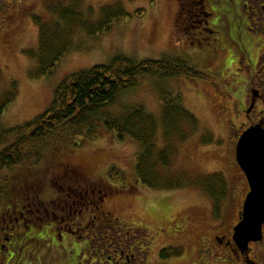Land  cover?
<instances>
[{
	"label": "rangeland",
	"instance_id": "374dc122",
	"mask_svg": "<svg viewBox=\"0 0 264 264\" xmlns=\"http://www.w3.org/2000/svg\"><path fill=\"white\" fill-rule=\"evenodd\" d=\"M207 1L210 6L211 1ZM193 2L192 5L187 2L185 10L193 12V9H198L200 1ZM179 3V0H6L0 3V103L13 99L1 118V126L5 130L21 127L48 110L56 88L73 74L107 65L119 56L134 61H157L164 57L179 59L189 62L211 79L205 82L182 78L166 82L145 81L138 88L122 94L115 104L100 111V114L118 117L125 108L140 106L150 113L158 121L153 140L156 146L154 160L158 161L160 152L165 153L168 160L167 167L156 168L159 175L156 182L164 187L163 183L172 181L180 185L178 189L151 190L137 182L134 169L139 155L144 151L141 144L129 139L120 142L113 132L107 131L99 122L94 140L77 138L76 145L74 142L52 145L42 153L37 165L26 164L5 172L0 180V183L5 181L0 188L3 193L0 210L5 211L10 202H24L25 206L30 205V209H34L32 204L49 207L46 203L55 196L51 182L66 172L64 167L70 164L79 165L85 176L92 177L91 182L96 184L102 183L98 181L100 179L105 183L110 180L107 171L111 168L121 173L124 180L114 178L113 183L124 184V192L112 189L114 197L111 193V199L109 196L103 210L111 214V220L118 219L122 224L140 226L128 227L127 230L139 238L144 249L145 244L152 242L148 252L150 262H159L157 252L161 248H169V251L173 250L179 255L187 252L189 256L188 260L173 264H193L192 260L197 258V247L203 246L198 242L204 230L203 224L205 227L215 224L214 217H220L218 224H231L234 221L236 210L227 204L233 198L235 202L236 196H227L225 191L216 204L207 194L204 182L225 181L224 178L213 173L200 177V174L215 172L218 168L225 170L231 165V124L234 114L226 83L229 82L227 75L230 71L222 74L223 68L219 62L214 63L206 58L215 45L211 42L209 45L212 47L205 42L199 44V35H194L198 31L193 29L199 24L196 23L194 27L189 25L199 18L186 17L188 30L185 32L181 26L178 28ZM105 6L120 9L130 18L115 21L109 31L97 33L94 37L78 30L72 38L71 51L56 65L52 74L32 78L39 68L38 63L28 58L26 53L37 49L38 28L32 18L37 17L43 23L50 24L55 20L57 9H72L84 17L80 24L88 22L90 26H95L100 18L99 11ZM229 45V42L225 43V46ZM231 55L232 48L229 46L223 58L231 60ZM251 55L254 57L255 51ZM161 93L178 95L192 120L166 127L162 120ZM167 130L170 131L166 134ZM224 172L230 176L231 171ZM231 178L227 177L229 184L233 183ZM91 182L85 185L89 186ZM169 212L172 214L170 221L161 216ZM38 217L32 219L36 224H40L38 219L46 216ZM29 221L26 220L27 223ZM180 225H191V229L186 230L185 234H177L180 228L176 226ZM206 230L208 238L209 230Z\"/></svg>",
	"mask_w": 264,
	"mask_h": 264
},
{
	"label": "flooded vegetation",
	"instance_id": "af4514ba",
	"mask_svg": "<svg viewBox=\"0 0 264 264\" xmlns=\"http://www.w3.org/2000/svg\"><path fill=\"white\" fill-rule=\"evenodd\" d=\"M5 1L0 0V3ZM210 1V6L207 0L199 2L198 8L202 7L203 11H193L202 17L198 22L202 27L194 35H199V44L205 42L212 47L211 42L215 45L206 58L219 62L222 74L230 71L226 83L234 117L231 165L225 170L218 168L215 172L200 174V177L212 175L210 173L221 175L227 196H236L235 202L233 198L227 206L236 212L231 224H218L220 217H214L215 224H207V227L203 224L204 230L198 238L203 246L197 247V258L192 261L193 264H264V220L258 233L250 234L251 239L246 243L240 246L234 238L236 228L243 221L244 202L259 187V182H249L244 168L249 175L264 178V158L249 157L248 162L257 165L244 168L237 159L239 141L246 134L251 144L250 153L258 148L264 151V0ZM193 12L189 11L188 17ZM226 42L232 48V59L228 61L223 58L229 49ZM252 51H255L254 57ZM64 170L66 172L51 182L57 200L54 201V196L48 201L49 207L32 204L34 209H30V205L25 206L24 202H10L5 211L0 210V264H173L188 260L187 252L179 255L169 248H161L156 254L159 262H150L148 252L152 242L145 244L144 249L139 238L127 230L140 226L111 220V214L103 210L109 196L110 199L112 194L114 197L112 189L123 193L124 184H114L113 178L107 183L101 179L98 180L101 184L93 183L92 177L87 178L79 165L67 164ZM224 171H231L230 176ZM226 176L232 177V184L228 183ZM88 181L91 184L86 186ZM217 188L220 190L221 186ZM170 213L161 216L170 221ZM42 215L46 217L38 219L40 224L32 221ZM176 227L180 228L176 230L177 234H185L191 229V225ZM206 229L209 230L208 238Z\"/></svg>",
	"mask_w": 264,
	"mask_h": 264
},
{
	"label": "trees",
	"instance_id": "16d2710c",
	"mask_svg": "<svg viewBox=\"0 0 264 264\" xmlns=\"http://www.w3.org/2000/svg\"><path fill=\"white\" fill-rule=\"evenodd\" d=\"M179 1L178 28L181 26L183 31H186L188 30V26L185 25L186 17L199 18L197 22L189 24L192 27L196 26L202 17L194 12L188 17L189 11L185 10V5L187 2H191L190 5L194 4V0ZM200 10L203 11L202 7L192 11ZM55 14V20L50 24L43 23L37 17L33 18V23L38 28L37 49L26 53L28 58L38 63L39 68L32 78L39 79L52 74L56 65L71 51L72 38L78 30H83L87 35L94 37L97 33L109 31L115 21L130 18L122 10L112 6L101 8L100 18L95 26H90L88 22L80 24L84 17L72 9H57ZM201 27L202 24H199L193 29L200 31ZM176 78L200 82L211 80L187 61L170 57L157 61H134L119 56L107 65L94 66L70 76L54 91L53 101L48 110L21 127L9 130L2 128V115L13 99L0 103V180L5 172L13 168L26 164L37 165L42 153L52 145L70 142L76 145L77 138L84 141L94 140L97 123L100 122L107 131L113 132L120 142L129 139L141 144L144 151L139 155L134 169L137 182L151 190L178 189L180 185L172 181L163 183L164 187L156 182L159 176L156 168L167 167L168 160L162 152L159 153L158 161L154 160L156 146L153 140L158 129V121L150 113L140 106H130L118 117L100 114L101 110L115 104L122 94L138 88L145 81L166 82ZM160 100L163 105L162 120L166 127L175 126L180 121L192 120V116L181 105L178 95L161 93ZM168 131L170 130H167L166 134ZM107 177L115 178L117 181L124 180L121 173L114 168L107 171ZM204 182L207 194L217 204L224 196L221 193H225L224 181ZM3 183L5 181L0 183V188ZM218 185L221 186L218 190L220 194L217 191ZM2 195L0 192V203L3 201Z\"/></svg>",
	"mask_w": 264,
	"mask_h": 264
},
{
	"label": "water",
	"instance_id": "95a60500",
	"mask_svg": "<svg viewBox=\"0 0 264 264\" xmlns=\"http://www.w3.org/2000/svg\"><path fill=\"white\" fill-rule=\"evenodd\" d=\"M251 144L249 141L248 134L244 135L239 141L237 147V159L242 168L251 165H257L256 163L248 162V158H264V151L259 148L258 151L250 153ZM255 153L257 155H255ZM247 173V177L250 183L259 182V187H256L255 191L249 195L243 206V221L235 230L234 238L236 243L240 246L251 239L250 234H257L259 231L260 223L264 220V178L261 176H251L248 171L244 168ZM260 179V180H259ZM261 181V182H260Z\"/></svg>",
	"mask_w": 264,
	"mask_h": 264
}]
</instances>
